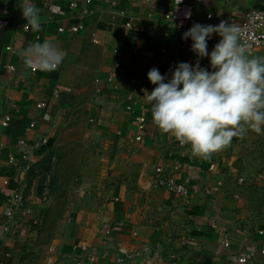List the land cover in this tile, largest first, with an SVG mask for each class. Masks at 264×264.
<instances>
[{"label": "crops", "instance_id": "0c3cea01", "mask_svg": "<svg viewBox=\"0 0 264 264\" xmlns=\"http://www.w3.org/2000/svg\"><path fill=\"white\" fill-rule=\"evenodd\" d=\"M87 1L32 0L42 18L37 33L23 30L26 0H0V19L9 23L0 29V120L10 116L0 128V264H26L29 255L39 257L37 264H76L88 256L95 261L84 264H232L242 253L251 257L247 264H264V183L257 178L264 171V135L249 132L210 158L194 156L154 126L142 91L155 87L144 84L153 66L170 77L180 62L197 60L191 41L165 19L168 12L217 25V18L240 22L249 9H264V0ZM78 25V33L69 31ZM218 39L213 34L209 52ZM44 40L66 54L52 72L26 67L20 56L30 41ZM162 49L167 53L160 61ZM254 55L264 57V46ZM200 65L207 67V58ZM130 102L146 111L139 142L135 118L125 109ZM45 135L48 146L22 160L18 141ZM76 144L88 155L73 165V199L60 228L40 243L48 213L33 193L32 170ZM158 168L186 184V200L155 186ZM4 178L12 179L8 187ZM15 188L26 211L6 236L7 199Z\"/></svg>", "mask_w": 264, "mask_h": 264}, {"label": "clouds", "instance_id": "9594fccd", "mask_svg": "<svg viewBox=\"0 0 264 264\" xmlns=\"http://www.w3.org/2000/svg\"><path fill=\"white\" fill-rule=\"evenodd\" d=\"M21 12L33 32L42 31L40 9L32 0H26ZM213 34L219 39L209 52ZM182 40L191 41L194 64L180 62L170 77L155 67L147 73L155 87L150 93L142 90L143 99L154 126L203 159L249 132L264 135V57L253 54L242 27L226 21L193 23ZM65 55L50 40L30 41L20 53L26 67L42 72L57 70ZM204 58L207 67L200 65Z\"/></svg>", "mask_w": 264, "mask_h": 264}, {"label": "built area", "instance_id": "2783aa9c", "mask_svg": "<svg viewBox=\"0 0 264 264\" xmlns=\"http://www.w3.org/2000/svg\"><path fill=\"white\" fill-rule=\"evenodd\" d=\"M3 1L6 5L11 1H16V0H1ZM46 1V0H44ZM152 0H144L145 3H151ZM90 1L88 0L87 3ZM45 4V3H44ZM47 6V4L45 5ZM76 7L75 4H70L69 8L74 9ZM49 9H52L49 7ZM207 19H212V15H207ZM165 19L168 21L173 22V26L175 30L180 33L181 35L187 31L191 25H192V20L190 18H178L173 15V13L168 12L165 15ZM221 21H226L229 24L235 23L238 26L242 27V34H243V39L246 41L248 44L252 46V51L253 54L261 47L264 46V9H258V8H251L248 11L245 12L243 19L240 22H235V21H228L222 18H217L216 22L219 24ZM9 27V23L7 20L0 19V29H7ZM129 27V26H128ZM81 26H73L69 28V31L72 33H78L81 30ZM24 31H28L29 27L27 24L23 26ZM66 29L60 28L58 29L59 33H63ZM10 47H7L6 50H10ZM167 51L165 49L161 50L159 60L163 61L164 56L166 55ZM155 68H158V64L153 66ZM10 70H14L13 67H9ZM35 69H32V72H35ZM109 83L113 82L112 78L108 79ZM149 81L147 79L144 80V84L147 85ZM116 89V87H114ZM126 111L134 116L135 118V124H136V135H135V141L139 142L142 138L143 132L147 128V116H146V111L143 108L137 107V104L135 102H130L126 107ZM10 122V116L5 115L2 117L0 120V128L4 129L7 128ZM34 127V124H30L29 130H31ZM49 137L48 135L39 137V138H34L31 141L27 142L25 139H21L18 141V146L20 148H23V151L20 153V157L22 160H28L30 158V152H39L43 148L48 146L49 143ZM1 148V145H0ZM14 158L10 157L9 158V163L13 164ZM31 168V166L27 165L25 167V171H28ZM177 168H175L176 170ZM257 178L264 183V171L259 173L257 175ZM1 179V177H0ZM11 178H4L3 179V186L8 187L11 182ZM155 186L162 188L166 190L169 193H172L176 196H179L183 199H187L188 197V189L185 183H178L175 180L174 172L168 171L165 173L161 168L156 169V178L154 181ZM26 199L23 196V194L17 190L16 188L10 191V194L7 199V221L3 223L2 226V231L3 235L8 236L11 234V229H12V220L15 219L16 217L22 215L25 213L26 209ZM35 223L37 222V219L34 221ZM225 247H229V242H224ZM251 259L250 255L247 253H242L236 258L233 259L232 264H247L249 260ZM95 261L94 256H88L85 259H78L76 261V264H84L85 262L92 263ZM123 259H117V263H123Z\"/></svg>", "mask_w": 264, "mask_h": 264}, {"label": "rangeland", "instance_id": "374dc122", "mask_svg": "<svg viewBox=\"0 0 264 264\" xmlns=\"http://www.w3.org/2000/svg\"><path fill=\"white\" fill-rule=\"evenodd\" d=\"M63 150L64 152L60 154V157H50L42 168L32 170L31 167L25 172L27 174L32 170L36 174H32L34 181L32 190L48 213V216H45L44 221H42L44 230H42L43 233L39 239L40 243H48L55 230H58L62 225L59 221L60 217L66 205L72 201V194H74V188L77 184L75 180L77 172L73 165L88 155L83 144L70 145ZM40 223L41 220L38 224L40 225ZM38 258V256L29 255L26 264H37Z\"/></svg>", "mask_w": 264, "mask_h": 264}, {"label": "trees", "instance_id": "16d2710c", "mask_svg": "<svg viewBox=\"0 0 264 264\" xmlns=\"http://www.w3.org/2000/svg\"><path fill=\"white\" fill-rule=\"evenodd\" d=\"M2 32L0 31V54H1V48H2V44H3V38H2Z\"/></svg>", "mask_w": 264, "mask_h": 264}]
</instances>
